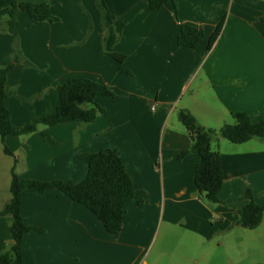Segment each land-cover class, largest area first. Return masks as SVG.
<instances>
[{
    "label": "crops",
    "instance_id": "0c3cea01",
    "mask_svg": "<svg viewBox=\"0 0 264 264\" xmlns=\"http://www.w3.org/2000/svg\"><path fill=\"white\" fill-rule=\"evenodd\" d=\"M146 1L98 0L102 16L94 0H80L82 9L78 0H6L47 3L57 18L35 23L20 13L14 21L4 17L0 22V68L13 66L5 90L14 126L54 110L57 87L70 79H91L115 95L96 99L105 113L92 123L6 138L16 167L29 166V175L17 172L19 178L80 183L87 165L78 155L113 150L133 188L144 193L141 205L136 200L126 204L121 231L112 235L60 191H24V223L43 230L25 236L26 264H154L150 253L158 246L155 256H164L181 233L175 228L194 236L197 255L207 254L219 236L215 244L229 253L225 264L233 259L264 264L262 251L251 249L258 236L264 250V215L255 230L230 227L240 214L236 206L247 203V189L264 206V142L235 145L220 139L212 144L221 156V204L199 197L193 184L196 154L174 158L191 146L180 110L213 130L230 123L232 113L264 110V0H174L158 12L147 10ZM224 16L221 34L207 52V40ZM182 24L201 28L203 41L192 49L178 47ZM17 48L33 67L24 65ZM113 53L125 57L122 64L109 56ZM56 139L61 149L53 154L50 145ZM8 193L0 195V211L11 198ZM11 221L0 216V253L13 244Z\"/></svg>",
    "mask_w": 264,
    "mask_h": 264
},
{
    "label": "trees",
    "instance_id": "16d2710c",
    "mask_svg": "<svg viewBox=\"0 0 264 264\" xmlns=\"http://www.w3.org/2000/svg\"><path fill=\"white\" fill-rule=\"evenodd\" d=\"M94 1L103 16L98 0ZM173 1L147 0V10L158 12ZM78 5L81 8L80 0H78ZM20 13L27 14L29 19L35 23L48 20L57 21V18L52 16L47 3L12 2L7 4L6 0H0V22L4 17L14 21ZM224 21L225 16L209 36L207 52L220 36ZM90 28L91 22L88 20V29ZM204 38L201 28L182 24L176 43L178 47L192 49ZM16 53L23 60L25 66L33 67L30 62L23 59V56L19 55L18 50ZM109 56L119 64L125 60L124 56L116 53L109 54ZM12 69V65L0 68V142L3 146V153L7 156L13 157V154L5 145L6 138L31 135L38 132L41 126L54 127L67 123H92L105 113L104 108L96 103V99L98 97L114 98L115 96L106 85L99 82L88 78L70 79L57 87L59 103L54 110L33 116L27 123L17 127L11 123L6 107L8 94L5 84L7 74ZM119 71L130 74L122 67L119 68ZM231 117L232 124H225L219 130H213L200 126L186 110H180L178 113V118L189 135L191 146L188 151H182L174 158L181 160L189 153L198 156V163L193 171V184L199 197L211 204H221L219 193L223 185L221 156L217 150H213L212 144L220 139L235 145L244 144L253 139L264 142V110L257 115L232 113ZM42 135L47 141H50L46 135ZM78 158L87 165V175L80 183L21 179L15 173L16 160L14 159L10 170L9 192L11 198L0 211V216H9L12 219L10 233L13 244L5 252L0 253V264H26L22 251L25 236L31 231L43 232L40 228L27 226L24 223L21 214V194L24 191L43 194L49 190H58L72 202L91 212L105 231L112 235L121 231L126 204L130 200H136L138 205L142 204L144 193L133 188L123 160L117 151L85 153L78 155ZM243 200L247 203L239 207L236 206L240 210V214L234 218L230 227L255 230L261 224L264 206L254 202L249 189L246 190Z\"/></svg>",
    "mask_w": 264,
    "mask_h": 264
},
{
    "label": "rangeland",
    "instance_id": "374dc122",
    "mask_svg": "<svg viewBox=\"0 0 264 264\" xmlns=\"http://www.w3.org/2000/svg\"><path fill=\"white\" fill-rule=\"evenodd\" d=\"M17 50H18L19 55L22 56V53L20 52V48H17L16 52ZM230 119H231L230 123H224L223 125L232 124L233 123L232 117H230ZM39 129L40 130L46 129L49 132H56L58 131L57 129L59 128L57 127L48 128V127L41 126ZM43 134L46 135L45 133ZM50 146H51V149L54 150L53 154L57 152L56 150L61 149L58 139H56L53 146L52 145ZM20 159L23 163V158L20 157ZM13 163H14V158L11 156H7L3 153V146L0 142V190H1L0 195H2V197H5L8 193L7 188L9 187L10 180H11L10 170L12 168ZM16 168H17V170L15 169L16 174L18 172V175H21V176H26L27 174L29 175V171H30L29 166L20 164V165H17ZM175 229H177L178 232L179 230H181L180 232L184 234L179 233L176 238H173V240L169 243L168 245L169 249H166V252H165L166 254L164 256H161V255L157 257L155 256L158 253L156 252V250H158L159 248L158 246H156L154 250H152L148 258L149 260L154 258V264H194L193 261H196L197 264H225L226 257L229 256V253L224 247V245L223 246L221 245L220 247H218L215 244V240H218V239L220 240L219 236L214 237L212 241V246H210V248L207 249V254H203L202 256H200V255L195 254L194 252L195 251L194 246H193L194 236L191 233L186 232L185 230H182V228H175ZM257 238L258 236H255L254 239L252 238L255 241V243L252 244L251 249L254 252L256 251L259 252L261 250L262 253L264 254V250L262 248L263 246L260 243H258L259 241L257 240ZM149 251H148V254H149ZM240 262L241 260L233 259L232 264H240ZM241 264H243V262Z\"/></svg>",
    "mask_w": 264,
    "mask_h": 264
}]
</instances>
